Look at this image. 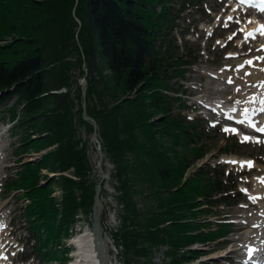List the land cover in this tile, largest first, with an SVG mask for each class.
<instances>
[{"label": "trees", "instance_id": "trees-1", "mask_svg": "<svg viewBox=\"0 0 264 264\" xmlns=\"http://www.w3.org/2000/svg\"><path fill=\"white\" fill-rule=\"evenodd\" d=\"M175 1L0 0V105L18 96L9 111L18 119V127H26L21 153L57 145L41 161L24 164L19 179L9 185L24 190L31 200L26 212L37 236L35 250L46 264H67L64 256L69 248L64 239L71 236L81 210L88 215L94 211L96 184L90 178L94 169L77 127L82 124L93 132L83 119L82 90L74 80V70L85 75L84 63L89 71L88 112L98 122L104 150L118 167L128 212L134 210L128 175L136 168L131 169L127 155L150 156L153 164L144 163L143 168L161 183L154 193L159 205L148 217L133 211L125 218L118 238L126 248V264H138L140 258L151 264L153 248L166 243L172 247L168 254L173 264H184L202 254L193 250L182 254L187 247L225 234L223 230L194 233L211 224H196L200 212L210 213L199 211L201 205L216 206L227 198L214 199L228 191L219 174L209 177L202 170L184 181L207 149L195 146L191 155L174 154L177 145L186 147L184 140L199 134L186 133L197 124L178 118L173 113L178 99L165 93L173 90L171 80L185 73L181 67L193 65V60L184 61L175 53L170 39L176 27ZM64 88L66 92L53 93ZM20 104L24 105L21 117L16 112ZM162 133L174 139L171 147H163ZM44 169L54 173L73 169L76 179L48 177L41 185ZM56 182L63 191L61 202L53 197Z\"/></svg>", "mask_w": 264, "mask_h": 264}, {"label": "rangeland", "instance_id": "rangeland-1", "mask_svg": "<svg viewBox=\"0 0 264 264\" xmlns=\"http://www.w3.org/2000/svg\"><path fill=\"white\" fill-rule=\"evenodd\" d=\"M197 3L188 2L185 15L183 14L177 21L179 24L178 29L174 33L175 40L178 41L181 46V50L178 51L180 54H189V58L196 57V63L192 67L189 73L183 81L179 80L184 88L178 91L177 96H182V105L180 103L176 104L175 112H183V115L189 120L197 119L201 122V127L203 129L202 134L198 136L190 137L186 139L187 146L180 144L175 148L174 154L183 155L184 153L192 154V148L195 146H201L206 148L208 152L204 159L197 161L190 171L186 174V180L200 171H207L206 168L209 166L216 167L220 165L221 168L226 170V175L232 178L233 182L239 184V191L244 189V187L249 189L251 194L255 192L263 193L264 185L261 183L260 179L264 177V146L245 142L243 137L232 136L226 133L223 128H214L210 121L204 119L212 115V112L204 110L201 106V100L198 99L199 96H205V98L214 100L219 97H224L225 99H232L233 91L246 79L247 68H240L242 63H245L252 56H232L239 48L240 39L243 34L240 33L237 37V42H234V36L242 29V23H246L247 20L251 21L254 17L242 16L239 18H232L230 21L227 20L230 11L229 7L231 4L230 0H196ZM183 5V1H176V10ZM189 5V6H188ZM237 20L240 22L237 23ZM236 23V24H235ZM231 28L228 29V27ZM227 27V29H226ZM214 32L213 37L211 36ZM231 37V39H230ZM231 40V41H230ZM187 42V49L186 47ZM227 49H223L228 43ZM264 38H261L259 42H254L252 47H256V50L261 48ZM249 48L245 47V51ZM177 52V51H176ZM192 55V56H191ZM104 60L102 61L103 67H105ZM253 73L259 72L260 70L249 69ZM79 70H74V80H81L79 76ZM105 74L109 76V71L106 70ZM220 76V77H219ZM218 77V78H216ZM233 78V82L227 81V78ZM238 78V79H237ZM240 78V79H239ZM178 80V79H177ZM241 82H239V81ZM254 78H251V82ZM177 88V86H176ZM171 95H176L175 92H171ZM125 99V98H123ZM10 102L7 106L10 108L13 105ZM111 104L110 101L107 102ZM185 104H187L185 106ZM185 106V107H184ZM4 106H0V221L2 225V235L0 237V256L5 253L4 260L0 261L1 264H46L42 258V255L35 250V235L31 228V225L26 221L27 214H25V209L30 203L25 193L23 191H15L10 189L7 191L6 183L9 179H14L18 175V171L24 163L37 158V153L34 149L30 150L28 153L22 154L18 153L20 151L19 146L22 144L21 140L27 135L26 128L19 129L18 125L13 123L11 115L6 112ZM19 114L20 110H19ZM162 115L158 116L161 120ZM10 123V125H8ZM6 127L5 131L3 130ZM78 134L79 140L85 146L88 153L89 159L95 167L94 174L91 178L93 181H98L101 176V170L99 168L100 155L92 143V132L87 130L86 126L78 124ZM194 131V128L190 127L187 133ZM163 147L169 148L174 142L171 135H165L162 133L160 138ZM198 142V143H197ZM190 143V144H189ZM189 144V145H188ZM105 151V150H104ZM186 151V152H185ZM228 151V152H226ZM172 152V151H171ZM245 156L252 157L256 160L257 165L250 171H237L236 169L230 168L227 164L220 163V160L225 156ZM108 158H111L107 155ZM150 156H145L143 158L134 155H127V161L132 164L135 171L128 175L129 185L132 187V198H133V208L131 213L127 210V203H123L120 200L121 191L119 190L120 182L116 173V166L113 163L106 161L104 165V174H108L112 182H106L108 188L115 193L110 201L109 209L113 212L114 223L110 221V225L118 227L121 229L122 226L125 227V218L132 217L133 211L138 213H143V217H148V213H152V209H155L159 205V200L155 196V191L161 189L160 182L157 178H154L151 173H146L144 170V163L153 164ZM219 168V170H222ZM59 172H53L51 169L44 170L40 174V180L43 185L48 181V179L53 176H57ZM49 177V178H48ZM60 183L56 182L53 186V195L57 198L58 202L62 201L63 192L60 187ZM245 190V189H244ZM246 191V190H245ZM131 198V199H132ZM264 199V198H263ZM240 204L237 206L222 205L220 207L212 208L209 215H204L202 212L199 213V217L196 223L199 224L207 220L213 222L212 226L217 229L219 226L217 222L224 220V216H229V221L234 222L231 234L227 238L218 241L217 243L198 245L197 247L201 250L210 252L208 255H202L201 258L194 262V264H241L235 261L237 259H242L244 256L243 252L246 247L241 249L242 243L250 241L253 239L254 230L248 224L242 223L243 221H251L254 217L256 208L253 204V200L249 199V194L242 193L238 197ZM264 202V200H263ZM230 204V203H229ZM132 208V207H131ZM203 208L201 207L199 211ZM127 210V211H126ZM90 219V218H89ZM107 220V218H106ZM140 221L141 223L144 222ZM241 225L244 226L241 229ZM92 222L85 221L80 222V224L73 227V235L67 239H64V243L68 246L69 251L64 257L68 259L67 264H79L78 247L74 243L76 239L80 236L87 234L92 231ZM208 228H206L207 230ZM252 231H251V230ZM111 234V230H110ZM109 239L113 243L114 259H116L117 264H123L124 253L126 248L122 240H115L114 237L110 236ZM225 241H227L225 243ZM239 248L238 251L230 252L226 257L213 258L214 255L224 253L226 250H234ZM157 249V250H156ZM182 254H184L182 252ZM63 257V253L59 255ZM151 264H173L172 256L167 253L166 248H158L152 251L150 256ZM66 261V260H65ZM63 261V262H65ZM53 264H61V262H53ZM138 264H147L146 259L140 258ZM189 264V263H186Z\"/></svg>", "mask_w": 264, "mask_h": 264}, {"label": "bare ground", "instance_id": "bare-ground-1", "mask_svg": "<svg viewBox=\"0 0 264 264\" xmlns=\"http://www.w3.org/2000/svg\"><path fill=\"white\" fill-rule=\"evenodd\" d=\"M231 6L233 7L232 11H231V15L230 17L237 15L239 18L244 13V9H241L240 6V2L239 0H231ZM243 13H242V12ZM260 25H264V21L260 20L259 18L254 17V19L251 21V23L247 22L244 23L242 25V33L245 35H247L248 33H254L256 34V38L254 39V41L256 40H260L261 37H264V35L260 34V32L257 31V29L259 28ZM250 37V36H249ZM248 37V39L246 41H241L240 42V49L244 50V42L249 46V48L251 49L250 51H241L240 54H236V55H247V56H255L258 55V57H262L264 56V51H256V48H251L250 43L254 42L253 39L251 40ZM264 44V43H263ZM262 44V45H263ZM264 46V45H263ZM263 46H261V48H264ZM260 48V49H261ZM252 56V57H253ZM248 59L253 61L252 66H249L246 62H245V67L247 68H251V69H259L260 71L257 74H252L250 72H248L249 70H247V75H246V79L243 80V82L245 84L240 83L241 86L237 87L233 92V97L237 100V102L231 103L230 104V100H226L224 98H220L218 100H216L213 103V106L215 107V111L217 112V116L221 115V113L226 114L224 117H222V119H226V118H230V117H235V118H242V117H253L254 112L256 110V107L254 106V103L257 102L258 100H262L264 99V60H260V59H256L257 57H253V58ZM252 74V75H251ZM251 77H255V80L251 82ZM228 79H230L228 77ZM240 79V78H239ZM239 81V80H238ZM241 82V81H239ZM237 89H239V91H237ZM232 100V99H231ZM255 122H264V118L263 119H258V120H254ZM241 128H244V125H240ZM258 138L257 136H255V133L252 134L251 139H256ZM222 161L226 164H228L231 168H234L238 171H243V170H250L251 168H253L256 165L255 160L251 159V158H247V157H241V156H235V155H231V156H225L222 158ZM231 162H236V163H231ZM242 162H251V166L249 167V165L247 163H244V166L241 167V163ZM264 183V178H262V181ZM260 198L264 197V194L259 196ZM257 214L258 217L254 220V221H250L248 222V224L250 226H253L255 228H260L263 229L264 228V204H261V201L259 204H257ZM243 225H241V229H243ZM74 243L76 244V246L78 247V256H79V260L77 263L79 264H104L102 256H101V251H100V245H99V240L97 238V236L95 235V233L92 232H88L87 234H84L82 236H80L78 239H76L74 241ZM253 245H257V243L253 244ZM113 250V249H112ZM239 249H228L226 250L224 253H221L218 255H214L213 258H217V257H223V256H227L230 252L232 253L233 251H238ZM258 254H255V257H257ZM3 260V258H1V261Z\"/></svg>", "mask_w": 264, "mask_h": 264}, {"label": "water", "instance_id": "water-1", "mask_svg": "<svg viewBox=\"0 0 264 264\" xmlns=\"http://www.w3.org/2000/svg\"><path fill=\"white\" fill-rule=\"evenodd\" d=\"M79 24L81 25V21L78 20ZM86 69V73H87ZM87 75V74H86ZM87 88H88V81L85 77L83 84H82V92H83V108H84V119L89 121L94 126V133H93V142L98 143V123L97 121L88 115L87 112ZM101 158H103V152L100 151ZM102 192L103 186L102 183L97 185L96 189V197H95V207H94V232L99 240L101 256L103 259L104 264H114V257H113V248L112 245L109 243L106 237V228L104 225V215H105V205L102 200Z\"/></svg>", "mask_w": 264, "mask_h": 264}, {"label": "snow or ice", "instance_id": "snow-or-ice-1", "mask_svg": "<svg viewBox=\"0 0 264 264\" xmlns=\"http://www.w3.org/2000/svg\"><path fill=\"white\" fill-rule=\"evenodd\" d=\"M240 3H245L247 2V0H239ZM261 4H262V7L258 9L259 12L261 13H264V0H261ZM251 6V5H250ZM232 18L229 17V20H231ZM240 21L237 20V23H239ZM249 23H251V21H249ZM241 31H243V29H241ZM258 32H260V34L264 35V25H260L259 28L257 29ZM249 36H252V38L254 39L255 36L252 35V33H248L247 35H245V41L248 39ZM231 39V37H230ZM257 51H264V48H261V49H257ZM256 59H260V60H264V56L262 57H257ZM249 66H252L253 64V61L252 60H249L246 62ZM241 69H242V66H241ZM264 70V69H262ZM237 91H239V89H237ZM262 104H264V101H261ZM261 111H264V109H261ZM258 131H260L261 133H264V128H260L258 129ZM247 139V138H246ZM259 142V141H257ZM231 163H236V162H231ZM244 163H247L249 165V167L251 166V162H242L241 163V167L244 166Z\"/></svg>", "mask_w": 264, "mask_h": 264}]
</instances>
